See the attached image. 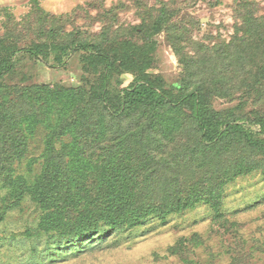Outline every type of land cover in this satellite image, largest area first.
<instances>
[{"label": "trees", "instance_id": "16d2710c", "mask_svg": "<svg viewBox=\"0 0 264 264\" xmlns=\"http://www.w3.org/2000/svg\"><path fill=\"white\" fill-rule=\"evenodd\" d=\"M244 9L248 16L230 43L190 57L176 49L183 78L174 88L149 72L157 48L152 38L138 44L73 34L63 41L57 29L39 25L42 18L29 31L25 23L5 24L0 225L29 197L43 217L36 229L61 254L87 236H111L154 219L165 223L202 204L228 223L226 187L264 173V110L245 111V97L264 95V19ZM165 10L151 37L169 21ZM74 55L85 73L80 86L13 83L24 81L30 61L65 67ZM124 74L134 82L121 88ZM236 97L242 107L219 111L212 105ZM191 240L181 239L172 255H183Z\"/></svg>", "mask_w": 264, "mask_h": 264}, {"label": "rangeland", "instance_id": "374dc122", "mask_svg": "<svg viewBox=\"0 0 264 264\" xmlns=\"http://www.w3.org/2000/svg\"><path fill=\"white\" fill-rule=\"evenodd\" d=\"M246 6L264 19V0H0V36L6 30L5 24L12 20L25 23L29 31V24L42 18L39 25L57 29L63 41L73 34L91 41L108 38L138 44L152 38L157 48L149 72L162 77L168 88H174L183 78L177 50L183 48V54L190 57L203 47L230 43L248 16ZM163 9L170 14L169 21L161 33L151 37ZM179 37L184 38L182 43L177 41ZM25 72L24 81L19 78L13 83L70 88L80 86L85 75L76 55L65 67L30 61ZM121 80V88H126L134 82V76L124 74ZM245 99L246 112L253 107L264 110V95L260 98L252 93ZM240 100L216 98L212 105L220 111L242 107ZM21 172H28L26 165ZM22 204L20 208H11L0 225V264H264L262 172L242 177L226 187L222 211L229 222L224 225L214 219L211 206L202 204L171 215L165 223L154 219L111 236H96L92 240L87 236L65 246L61 254L51 251L55 241L43 230L40 236L36 229L43 217L35 203L25 197ZM183 238L192 239L185 253L172 255L170 249ZM35 248L44 257L42 263Z\"/></svg>", "mask_w": 264, "mask_h": 264}]
</instances>
